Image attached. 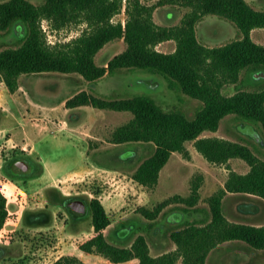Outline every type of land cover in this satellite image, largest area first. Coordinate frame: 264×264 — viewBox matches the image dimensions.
I'll return each instance as SVG.
<instances>
[{
	"label": "trees",
	"instance_id": "16d2710c",
	"mask_svg": "<svg viewBox=\"0 0 264 264\" xmlns=\"http://www.w3.org/2000/svg\"><path fill=\"white\" fill-rule=\"evenodd\" d=\"M164 4L191 7L180 24L163 25L154 19V11ZM124 0H45L36 4L31 0L0 1V32L10 34L18 26L23 28L14 35L16 45L0 50V86L6 85L10 92L19 89L23 74L47 72L79 73L93 82L107 73L116 74L120 69L135 71L146 69L145 76L158 75L167 86L202 101L193 116L175 108L165 109L147 95L105 98L82 90L66 101L73 108L91 105L118 111H131L133 118L118 126L111 135L117 144L146 142L155 145L154 152L142 160L133 178L149 188L154 187L160 171L175 151L190 155L186 141L195 140L196 148L212 163L226 164L231 158L244 159L250 170L240 173L231 170L224 188L209 198V220L186 221L170 231L177 248L154 256L145 234H139L131 246L111 243L106 231L111 217L99 198L89 203L93 216L94 232L79 244L84 252L102 253L112 263L138 259L137 264H207L213 249L229 240H242L253 251L264 249V224L231 221L225 214L223 199L227 192L253 193L264 199V159L247 143L218 136H201L205 130H217L222 119L235 114L244 121L261 124L264 132V87L257 90L240 89L227 95L224 85L241 80L244 70L264 69V44L256 42L252 29L264 27V9L254 8L247 0H159L148 4L143 0H126L125 23L113 21L122 12ZM207 14L218 15L234 22L241 37L219 45H207L200 41L198 22ZM47 19L55 29L70 23L87 22L82 33L66 43L50 44L42 28ZM124 38L127 47L100 65L96 54L106 43ZM174 39L175 51L158 50L156 45ZM5 168L10 174H15ZM16 175V174H15ZM201 181L194 180L191 194L176 195L165 199L153 208L140 206L139 211L151 220L150 228L163 209L172 200L185 203V209L197 210L200 200ZM70 196L57 198L66 203ZM69 209V208H68ZM72 215L74 212L69 209ZM77 214V213H76ZM75 219H80L78 215ZM9 216L8 198L0 188V228ZM84 216H82L83 218ZM52 264H86L77 255H63Z\"/></svg>",
	"mask_w": 264,
	"mask_h": 264
},
{
	"label": "rangeland",
	"instance_id": "374dc122",
	"mask_svg": "<svg viewBox=\"0 0 264 264\" xmlns=\"http://www.w3.org/2000/svg\"><path fill=\"white\" fill-rule=\"evenodd\" d=\"M31 1L41 4L45 0ZM143 1L153 4L159 0ZM248 1L252 4L254 2L258 7H264V0ZM165 8L173 11L170 19L163 11H158L154 16L155 21L163 25L180 24L185 14L191 10V7L174 4H167ZM126 18L124 0L122 12L116 14L113 21L125 23ZM41 24L48 43L53 45L70 41L87 27L85 21L70 23L62 29L53 28L47 19H43ZM197 33L201 42L211 46L223 44L242 35L234 22L208 14L198 22ZM254 37L256 42L264 44V29L257 30ZM10 45H16L13 36L0 32V50ZM175 46L177 42L173 39L159 48L171 51ZM126 47L124 38L112 40L96 55V62L103 64ZM123 73H116L93 82L84 80L68 86L62 82L59 75H55L57 73L23 74L19 78V89L16 94L11 95L6 88L0 90V127L4 129L0 133V188L5 194H9L8 204L12 210L11 214L9 212L7 224L0 228V264H52L61 256L68 254L79 256L86 264H116L110 262L102 253L88 254L80 249L79 244L94 232L92 213L89 212L83 218L74 220L68 207L62 205L57 198L80 196L88 201L99 198L112 220L106 231L107 239L117 245L131 246L140 233L149 231L145 225L151 220L139 211L140 206L153 208L159 202L176 195L183 194L182 196L187 197L191 194L194 180L201 181L202 186L204 175L200 169L204 168V165H199L201 161L197 160L194 163L196 168L190 170L181 165L179 159L175 157L166 165L165 171L163 170L159 185L156 184L152 188L141 186L130 173L134 164L129 162L136 155L134 143L120 145L111 141L113 131L130 121L134 116L133 112L113 109L66 110L60 104L66 93L72 90H87L90 93L112 95L108 96L112 98L119 97L118 95H147L165 109L180 108L190 116H193L196 109L202 105L201 100L170 89L165 80H161L154 88L148 87L140 81L143 75H147L146 69H137L134 72L125 69ZM262 87L263 71L244 70L241 73V80L237 83H226L223 91L226 94H234L240 89L257 90ZM241 122L243 121L235 114L225 116L219 126V133L224 136L222 138L245 143V138L239 132L245 134L249 132H244L245 125ZM254 124L261 127L257 122ZM11 126L17 128L10 129ZM88 132L90 135H87ZM248 135L252 137V134ZM247 141L253 151L264 159V135L261 137L254 135ZM96 145L106 152L94 153ZM119 148H123L119 157L125 162L123 165L115 161L116 153H113V150ZM178 155L186 157L182 153ZM22 156L31 158L38 168L32 174H10L5 168L6 163ZM231 159L226 164L215 163L214 166L221 165L219 167L224 174L230 173L231 170L240 173L250 170V165L244 159L239 157ZM109 165L118 166L117 168L122 170H114L108 167ZM173 170L178 176L172 177L171 180ZM182 175L187 176L188 181L181 179ZM212 194L207 187L202 191L203 197L200 193L201 205L198 207L204 212V218L206 214L210 215L206 217L207 220L211 218L208 198ZM226 202L225 209L230 215H240L243 221L250 219L244 216L241 208H237V211L230 199ZM185 206V203L178 202L177 199L172 200L159 215L157 224L163 226L161 223L170 210ZM260 218L264 219V210L260 212ZM172 228L174 227L166 226L160 236L154 238L150 236L153 255L161 252L160 245L171 249ZM118 230L124 232L123 235H119L120 237L129 233L130 235L120 238ZM158 239L162 242L158 243L156 241ZM254 252L245 241H225L210 252L207 264H238L240 260H242L240 264H264V249H257ZM181 261L180 258L177 264H181ZM137 263L138 259H132L118 264Z\"/></svg>",
	"mask_w": 264,
	"mask_h": 264
},
{
	"label": "crops",
	"instance_id": "0c3cea01",
	"mask_svg": "<svg viewBox=\"0 0 264 264\" xmlns=\"http://www.w3.org/2000/svg\"><path fill=\"white\" fill-rule=\"evenodd\" d=\"M248 1V0H247ZM252 1H255V0H252ZM249 2V1H248ZM155 3H157V2H155ZM250 3V2H249ZM152 4V3H151ZM250 4H252V3H250ZM174 5H176V4H174ZM167 6V4H164V5H162V6H159V7H157V9L154 11V16H156L157 15V13H158V11H163V12H165V13H163V14H166V16H167V18L168 19H170V17H172L173 16V11L170 9V8H165ZM252 6L253 7H255L256 9H259V10H263L264 9V7H258L257 5H254V2H253V4H252ZM159 9H161V10H159ZM174 10V9H173ZM208 15H214V14H208ZM216 16H218V15H216ZM155 19H156V17H154ZM156 22L157 23H159V24H163V23H160V22H158L157 20H156ZM167 24V23H166ZM23 27L22 26H18L16 29L14 28L13 30H12V33H10V35L11 36H13L14 37V35L16 36V33L19 31V30H21ZM259 29H264V27H256V28H254V29H252V31H251V35H252V37H253V39L255 38L254 37V33L257 31V30H259ZM217 31V30H216ZM255 40V39H254ZM170 41H173V39H170V40H165V41H162V42H160L157 46H158V50H160V46H163L166 42L167 43H169ZM105 45H107V43L105 44ZM166 46H167V44H166ZM105 47V46H104ZM103 47V48H104ZM102 48V49H103ZM101 49V50H102ZM175 49H176V46L171 50V51H169V50H163V49H161V51H165V52H173V51H175ZM99 53V52H98ZM97 53V54H98ZM96 54V55H97ZM113 57V56H112ZM95 59H96V57H95ZM110 59V58H109ZM104 64H106V62L105 63H103V64H100V65H104ZM123 71H125V69H120V70H118L116 73H123ZM257 71H263V73H264V69H260V70H257ZM255 72V71H254ZM47 73H57V74H55L56 76L57 75H59V77H61V79H62V82H64V84L66 85V86H68V85H70V84H75V83H79V82H83L84 80L86 81V79L81 75V74H79V73H59V72H47ZM125 73V72H124ZM123 73V74H124ZM43 74H46V73H43ZM42 74V75H43ZM111 75H115V74H109V73H107L106 75H104L103 77H101V78H99L98 80H100V79H103V78H107V77H109V76H111ZM131 75V74H130ZM130 75H127V76H130ZM143 76H145V75H143ZM98 80H96V81H98ZM163 80V79H162ZM87 82H89V81H87ZM2 88H6V89H8V87L6 86V85H2V86H0V90L2 89ZM10 91V90H9ZM81 91V90H80ZM80 91H76V90H72L71 92H68V93H66V95H64V97L61 99L62 101H61V105H63L64 107H65V109L66 110H99V111H102V110H107L106 108H100V109H98V107H93V106H89V105H81V106H77V107H73V108H70V107H67L66 106V101L70 98V97H72V96H74L75 94H77L78 92H80ZM17 92H15V93H12L11 92V95H13V94H16ZM93 94H95V95H98V96H102V97H105V98H112V97H108V96H112V95H105L104 93H94L93 92ZM227 95H232V94H227ZM119 97H124V95H118ZM0 107H1V105H0ZM3 110H4V108H3ZM11 116V115H10ZM243 122H241V123H243L245 126H244V132H249V133H242V132H239L240 134H241V136L242 137H244L245 139V143H247V144H249L250 145V143H248L249 141H247L249 138L251 139V138H253L254 137V135H256V136H260L261 137V135L263 136L264 134V132H263V130H262V128L259 126H257L256 124H254L253 122H251V121H244V120H242ZM221 124V123H220ZM247 127H249V129L247 128ZM10 129H15V128H17V127H15V126H11V127H9ZM4 129L2 128V127H0V133H1V131H3ZM256 130V131H255ZM213 131V132H212ZM220 127L217 129V130H205L203 133H202V135L201 136H220V137H224L223 135H220ZM248 134H252V137H250V135H248ZM87 135H90V133L88 132L87 133ZM89 137H91V136H89ZM96 138H97V136H96ZM247 138V139H246ZM188 141H191V143L189 144V142ZM188 141H186V146H187V148H188V150H189V152H190V157H183L182 155H178L177 156V154L178 153H182V152H180V151H175V152H173L172 153V155H171V157H170V159L168 160V162L164 165V167L161 169V171H160V176H159V181H158V183H157V185H159V183H160V180H161V176H162V174L164 173V169H165V167H166V165L169 163V161L172 159V158H178L179 160V162H180V164L181 165H183V166H185V167H188V168H190V170H191V168H193V167H195L194 166V163L197 161V160H199V161H201V163L199 164V165H201V164H203L204 165V168L203 167H201L202 169H200V171H201V173L204 175V182L202 183V186H201V188H200V191L202 190H204V189H206V187L208 188V189H210V191H211V194L213 193V192H215V191H217L218 189H221V188H224L225 187V183H226V181H227V179H228V175H229V172H226V174H224V172H223V170L221 169V167H219V166H221V165H219V166H214V164L215 163H212V162H210L197 148H196V146H195V140H188ZM125 144H127V145H129V143H125ZM124 143L123 144H120V145H125ZM131 144V143H130ZM133 144V143H132ZM116 145V144H115ZM134 150H135V152H136V155L132 158L133 160H131V162H129V163H133L134 164V167H133V170H131V172L130 173H132V176H133V173H134V171L137 169V167L140 165V163L142 162V160L143 159H145L146 157H148V156H150L153 152H154V150H155V145L153 144V143H146V142H134ZM151 145H153V146H151ZM251 146V145H250ZM96 147L97 148H95L93 151H94V153H97V152H101L102 153V151L105 153L106 152V150L104 151L103 150V148L102 149H99V146L98 145H96ZM124 148V147H123ZM123 148H119V150L117 149V150H113V153H116V156H115V161H118V163H121L122 165L123 164H125V162L124 161H121L120 159H119V157L121 156L120 155V151H121V149H123ZM115 149V148H114ZM124 149H127V148H124ZM89 150V149H88ZM116 151V152H115ZM89 152V151H88ZM183 154V153H182ZM180 157V158H179ZM183 157V158H182ZM232 159H230L229 160V162L231 161ZM137 164V165H136ZM108 167H110V168H112V169H114V170H118V171H120V170H122V169H118L115 165H109ZM196 168V167H195ZM164 170V171H163ZM197 170V169H196ZM171 175L172 176H170V179L172 180L173 178H175V177H177L178 176V174H177V172H175L174 170L173 171H171ZM173 177V178H172ZM181 177H183V178H181V179H184V180H186V181H188V177L187 176H181ZM135 180V179H134ZM136 182H138V181H136ZM141 186H144V185H142V184H140ZM202 191L200 192L201 193V195H202ZM7 195V197H8V201H10V196H9V194H6ZM183 195V194H182ZM202 197H203V195H202ZM228 199H230L231 200V202H233V204H234V208H236V210L238 211V209L237 208H241L242 209V211L244 212V216H248V218H250L249 220H247V221H243V220H241L240 219V215H230L229 214V212L228 211H226L227 209H225V204H227V200ZM230 202V201H229ZM229 202H228V205H229ZM223 204H224V209H225V214H226V216L231 220V221H235V222H245V223H252V224H255V225H262V224H264V219H261L260 218V212L262 211V210H264V199L261 197V196H259V195H256V194H253V193H241V192H227L226 193V195H225V197H224V199H223ZM199 205H201L200 204V202H199V204H197L196 206H197V210H192L191 208H190V210L189 209H185V208H183V207H176V208H173L172 210H170L169 211V213H167V215H166V218H165V220L161 223L163 226H160V224L158 223L157 224V221H158V218L156 219V220H154L153 222H154V226L152 227V230L150 229V222L148 223L147 222V224L145 225V227L149 230L147 233H140V234H145L146 235V237H147V239H148V242H149V245H150V250H151V253H152V244L150 243L151 242V238H150V236L152 237V238H154V237H158V236H160V234L162 233V229L164 228V227H166V226H170V227H180V226H182L186 221H191V220H203V221H206L207 219H206V217H208V216H210L209 214H206V216H205V218H204V216H203V214H204V212H202V210H201V208H199L198 206ZM8 209H9V212H10V214L12 213V210H11V208H10V206H9V204H8ZM33 211H37V210H33ZM108 211V210H107ZM110 215V214H109ZM236 216H238V217H236ZM111 217V216H110ZM209 220V219H208ZM7 224V222L5 223V225ZM111 226V225H110ZM109 229V228H108ZM107 229V230H108ZM155 229H157V230H155ZM123 235L124 234V232L123 231H120V230H118V236L119 235ZM130 235V233L127 235V236H129ZM127 236H124V237H120V238H125V237H127ZM156 241H158V243H160V242H162V241H159V239L158 240H156ZM170 244H172V247H171V249L173 250H175L176 248H177V244L173 241V242H170ZM156 245V244H155ZM221 246V245H220ZM219 246V247H220ZM162 248V250H161V252H159V253H157V254H155L154 256H158V255H161V254H163V253H165V252H168V251H172L171 249H167V247L165 248V247H163V246H159V249H161ZM254 252V251H253ZM255 253V252H254ZM152 255H153V253H152ZM1 256V255H0ZM242 259V258H241ZM242 262V260H240L239 261V263L238 264H240ZM237 264V263H236Z\"/></svg>",
	"mask_w": 264,
	"mask_h": 264
},
{
	"label": "flooded vegetation",
	"instance_id": "af4514ba",
	"mask_svg": "<svg viewBox=\"0 0 264 264\" xmlns=\"http://www.w3.org/2000/svg\"><path fill=\"white\" fill-rule=\"evenodd\" d=\"M7 166L9 168V170L13 169L11 171H13L16 175H20L23 173L32 174L38 168L35 161H33L29 157H23V156L19 157L18 159L14 160V161L9 162V164ZM82 202L86 203V209H85L84 213L78 215V214H76L77 212L72 208V205L74 203L81 204ZM61 203H62V205L67 206L69 209H71L74 212V215L71 214V216L73 218H74L75 214L78 215V217L80 216L82 218V216H86L89 213V204H88L89 202L84 197L73 198L72 200H70L67 203L64 200H62ZM74 220H77V219L74 218Z\"/></svg>",
	"mask_w": 264,
	"mask_h": 264
},
{
	"label": "water",
	"instance_id": "95a60500",
	"mask_svg": "<svg viewBox=\"0 0 264 264\" xmlns=\"http://www.w3.org/2000/svg\"><path fill=\"white\" fill-rule=\"evenodd\" d=\"M161 80H162L161 77L157 75H153V76H143V78H141L140 81L145 83L148 87L154 88L161 83ZM72 208L77 212V214H82L85 212L86 203L85 202H82L81 204L74 203L72 205Z\"/></svg>",
	"mask_w": 264,
	"mask_h": 264
}]
</instances>
